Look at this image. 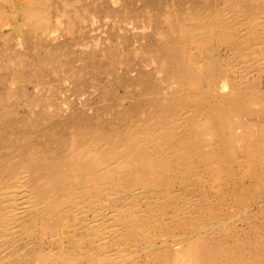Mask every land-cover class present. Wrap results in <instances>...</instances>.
Wrapping results in <instances>:
<instances>
[{"label":"bare ground","instance_id":"bare-ground-1","mask_svg":"<svg viewBox=\"0 0 264 264\" xmlns=\"http://www.w3.org/2000/svg\"><path fill=\"white\" fill-rule=\"evenodd\" d=\"M111 1L0 0V264H264V0Z\"/></svg>","mask_w":264,"mask_h":264},{"label":"rangeland","instance_id":"rangeland-1","mask_svg":"<svg viewBox=\"0 0 264 264\" xmlns=\"http://www.w3.org/2000/svg\"><path fill=\"white\" fill-rule=\"evenodd\" d=\"M109 2L111 3V5H113L111 0H109ZM135 6L137 8L142 7L141 2H139V1L136 2ZM88 16H89V18H88ZM122 16L126 17L125 15H122ZM94 19H96V18H92L91 15H86V19L81 20L82 23H80V26L85 29L84 33L86 34V36H88L89 38L95 37L98 40L94 46L89 47V50H87L88 52H93V51L95 52V50H96L95 54L98 53V56L102 58V56H101L102 52L101 51L104 50L105 45L108 47V45L110 44L109 38L106 35V31H108V32L113 31L117 37L116 40L113 41V44L114 43L116 44L117 40L120 39L121 37H125L130 42V45L128 46V48L132 49L135 53H137L135 51V48L140 49V50H138L137 55L133 51H131V50L129 51L131 54L130 57L134 61H136V63L138 61V63L140 64V65L138 64L136 66V68H138L142 71H145V72H149L150 70L153 69V67H151L152 63H151L150 56L143 49V47H144L143 45L146 43L147 36L151 33V29L146 28L145 30H142L140 27H138L137 24H135L136 25L135 26L134 24H127L126 22H121V25L119 26L117 24V21H115L114 19H111V18L103 20L100 23ZM93 25H95V26H93ZM99 25H101L102 29H99V27H98ZM144 35H145V37H144ZM61 40H64V38H62ZM125 48H126V50H125V52H126L127 47H125ZM72 51L73 50H71L69 52L72 53ZM119 51H121V49H119ZM73 52H75L76 54H78V53L80 54V48H76V50L74 48ZM222 52L224 53L225 51L223 50ZM67 53H68V51H67ZM61 56H62V54H61ZM75 56H77V55H75ZM109 59H111V58L108 57V59H107L108 63H110L108 61ZM78 63L81 65L83 63V61H78L77 64ZM157 74H158V77L159 76L162 77L161 73H157ZM136 76H137V73L133 72V73H131L130 78L135 79ZM262 76H263V74H262ZM262 76L260 75L261 79H263V77H264V76L263 77ZM53 78L54 77L52 76L51 79H53ZM170 87L171 88L166 89L165 92L168 93L169 90H174L176 86H170ZM124 92H125V90L123 88H119V95H123ZM226 92H228V90L222 91L221 93L225 94ZM44 96H46V93ZM56 98H57L56 99V101H57L56 107L58 110V114L62 115L63 117L70 116V118L74 117L75 116L74 114H76L77 112H78L77 115H79L80 113L82 114V115L80 114V116H85L86 114H87L86 117L93 116L99 108H102L101 106H103V103H104V102L100 101L101 98L99 99L98 94H96V93H94V95L88 94V95H83V96H78V97H74V96L68 97L67 95H66V97H64V95H57ZM113 100H114V102H113ZM133 101H134V99H132V101L129 100V101L123 102L125 104L122 103V104L118 105V103L116 102L115 99H110L106 103L112 104V106H114V108L116 110H122V108L129 106V104ZM107 118L111 119L109 117H107ZM193 184H194V181H193V183L189 182L187 186H191ZM204 184H203L204 188L202 187L204 190H208L212 186V184H210L208 182H206ZM246 185H249V182H247ZM228 189L229 188L226 187L225 191H227ZM255 207L256 206H254V207L250 206V208H251L250 212L252 215H255V214L258 215V214H261L262 212L264 214V204H263L261 210L258 209V206H257V208H255ZM229 209H231V208H229ZM256 210H258V211H256ZM230 211H232V209ZM260 211H262V212L260 213ZM254 212H255V214H254ZM262 218L264 220V217H262ZM260 222H256V224L259 225ZM238 229H239L238 240L242 241V239H244L243 230L247 229V226L243 225L242 223H238ZM55 236H56V234H54V237ZM230 240H231V238H229V242H230ZM254 241L264 243V235H262V237H260L257 240H254Z\"/></svg>","mask_w":264,"mask_h":264}]
</instances>
